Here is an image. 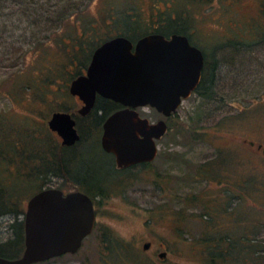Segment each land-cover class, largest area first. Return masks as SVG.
<instances>
[{"label":"rangeland","instance_id":"obj_1","mask_svg":"<svg viewBox=\"0 0 264 264\" xmlns=\"http://www.w3.org/2000/svg\"><path fill=\"white\" fill-rule=\"evenodd\" d=\"M160 1L0 0V156L5 160L0 161L1 247L13 245L17 221L24 220L34 194L42 188L75 185V179L47 171L49 161L58 160L54 154L63 151L48 121L65 104L74 111L80 107L71 103L72 80L109 34L128 29L137 13L148 18L151 6ZM186 1L178 0V13L198 28L193 35L207 52L209 66L215 67L208 73L214 97L193 93L167 118L170 129L158 140L159 153L151 168L120 171L101 149L103 119L90 118L95 125L84 131L74 149L78 156H71L69 167L73 174H83V165L95 170L107 164L102 165L108 173L107 192L97 199L101 203L96 227L77 253L37 264H208L204 251L190 244L201 239L207 227L202 214L212 221L209 212L217 211L208 201L218 192L229 193L212 181L224 177L221 169H203L217 149L233 157L230 177L239 181L249 175L236 190L246 186L251 193L231 199L233 205L238 203L240 218L254 224L258 218L264 220V158L244 141L264 144V0H249L248 6L246 0L237 6L232 0ZM251 15L255 27L248 20ZM140 113L152 122L165 117L148 106ZM39 164L43 173L36 175ZM17 166L24 167L23 174L33 168L34 174L21 190L15 189L20 199L10 206ZM259 231L264 239V228ZM148 241L153 246L145 250ZM161 251H167L165 258Z\"/></svg>","mask_w":264,"mask_h":264},{"label":"water","instance_id":"obj_2","mask_svg":"<svg viewBox=\"0 0 264 264\" xmlns=\"http://www.w3.org/2000/svg\"><path fill=\"white\" fill-rule=\"evenodd\" d=\"M124 36L102 43L94 52L86 74L76 77L70 92L86 103L85 111L97 95L124 106L104 122L101 144L116 155L120 167L152 161L159 153L158 140L167 133L172 117L201 83L205 57L191 46L187 36L172 40L160 35L141 38L136 51ZM154 107L165 117L157 122L140 116L138 108ZM69 113L55 112L49 121L63 137L75 144L80 135ZM96 224L91 197L83 192L64 195L56 188L43 189L28 201L25 214V248L21 256H0V264H35L65 254L77 253ZM150 242L144 245L147 250ZM160 256L165 258L166 253Z\"/></svg>","mask_w":264,"mask_h":264},{"label":"flooded vegetation","instance_id":"obj_3","mask_svg":"<svg viewBox=\"0 0 264 264\" xmlns=\"http://www.w3.org/2000/svg\"><path fill=\"white\" fill-rule=\"evenodd\" d=\"M242 1L243 0H232L231 4H234V6H237V4L241 3ZM160 2H162L163 6H160L161 5ZM160 2L158 4L156 3V4L151 6V9L148 11V18L145 17L146 18L145 19L142 16L143 14L137 13L135 15L136 16L135 20L133 19L134 22H132L129 26H127L128 29H125V30H123V29L121 30L119 28L115 29L111 34L108 35V38H106V40H104L102 43H104L110 39H113L115 37L124 36V37L130 38L132 40V42H133V48H132L133 50L132 51L135 52L136 51L135 48H136L138 41L141 38L149 36V35H160V36L162 35L168 40H172L174 35L187 36V38L189 40V44L191 46H194V47L196 46V47L200 48L202 50L203 56L205 57V62H204V66H203L204 69H203L202 78H201V83H202L203 76L207 72V70H209V68H212L214 70L215 67L209 66V57H208L207 52L205 51L202 44L197 40L196 36L193 35L195 30L198 28L197 27L194 28L193 26L186 24L184 22V20L181 19V16L178 13V11L180 9L178 7V3H179L178 0H161ZM186 2H188L190 4H204L205 0H187ZM246 4H247V6L249 5V0H246ZM251 17L253 18V16L251 15L250 17H248V20L251 21V25L253 27H255V23H254V21H252ZM127 23H129V22H127ZM232 23L233 22L231 21L230 24H232ZM131 26H133L134 28ZM209 41L213 42V39H211V40L209 39ZM215 41H217V39H215ZM101 44H99L94 50L91 51V53L89 55V62L87 64V66L83 67L84 69H82V72H80V74H78V76L87 73V69H88V67L92 61L93 54H94L95 50ZM78 76H76V77H78ZM69 91H70V87H69ZM70 97L72 98L71 103L74 100L77 103V105L80 104V107L77 108L76 111H74V109H73L74 107H71L72 105H66L65 104L63 107H61L59 110H57L55 112H64V113H69L71 115V117L76 122L75 127L78 130V133L80 135V139L73 145L64 144L63 143L64 139L61 136V134L57 130L52 129L49 125L50 120L48 121V125H49L51 132L57 137L58 141L62 145V149H63L62 153H63V156L65 157V159H68L69 157L71 158V156H73V157L76 155L78 156V154L76 153V151L74 149H75L76 145L78 144V142L83 139L84 131L87 132L93 128V125L90 121V118L103 117L106 112H109L108 108L111 106L109 102L103 100V99H109V98L103 97V96L98 94L94 104L92 105V107L88 111L84 112L85 106H86V103L84 102V100L79 95H73L72 94ZM116 103H118V102H116ZM118 104L120 105V107L117 108V105H115L116 109L112 113H114L115 111H117L121 108H124V106L122 104H120V103H118ZM141 108H145V107L141 106ZM141 108H138L139 113H140ZM82 110H84V111H82ZM55 112H53V114ZM53 114H52V116H53ZM111 114H109L105 118L104 122L106 121V119ZM140 116H143V115H141V113H140ZM172 117H169V118H172ZM157 121H154V122H157ZM167 121H168V119H167ZM104 122L102 123V134H103V130H104L103 129ZM168 126H169V123H168ZM169 128H170V126H169ZM168 131H169V129H168ZM101 137H102V135H101ZM244 141H246V143L248 145H250V148L258 149V155L264 158V144L262 142H259L256 139L255 140H248L246 138H244ZM101 149L106 155H108L110 157V161L112 164H113V161H115L116 166L118 167V169H120V171H126L127 172V171L133 169L134 167H138V166L143 167V168L144 167L151 168L155 162L154 161L155 159H154L152 161H143L141 163H135V164H131L128 166L120 167L117 163L115 153L107 152L105 149H103L102 144H101ZM211 158H212L211 160L203 162L205 164V165H203L204 166L203 169L206 168L205 166H207L208 169H211V167L221 169L224 177L223 178H214L213 177L212 181H216L215 183L222 184V186L224 185L225 186L224 190L227 192L229 191V193L227 196V194L224 193V191L221 192V194H220V192H218L212 198V200H213L212 202H210L211 200L210 201L206 200V201H208V203H210V207L212 206V207L217 209V211L216 210H214V211L217 214V217H219L220 222L221 221L225 222V220L227 219L225 217V215L222 214V212H224V211H227L228 214L232 215V218H230L229 220L234 221L236 219L234 216H236V214L237 215L239 214L238 213V203H235V205H233L231 201L234 199L233 197H235V196L237 198L238 197L243 198V196H245V198H246L248 196V194L251 193V191L249 192V190H247L248 188L246 186H245L246 188L244 187L242 189V191H240L241 189L236 190L237 189V183H241V182L244 183V181L246 182L248 180L249 175L248 174L246 175V173H245V175L243 177H241V178L239 177V179H240L239 181L235 180V178H236L235 174L234 175L232 174L233 176H235L234 178L230 177L231 173L233 171V169L231 167L233 165L232 164L233 163V160H232L233 157L230 156L229 151H223V150L221 151V150L217 149V151L215 152V155ZM75 160H77V159L75 158ZM68 164L70 165V162ZM230 164H232V165L230 166ZM102 165H104V167L106 168L107 164L105 163ZM102 165H100L95 170L91 169V167H89L88 165L87 166L83 165L82 167H80L82 169L81 171L83 172V174L77 173V172L75 174H73L72 169L69 166L68 167L65 166V169L63 171H61L62 169H61V167L59 168V165L58 166L56 165V167L53 166L55 168H52V169H55L57 171L62 172V175L63 174L65 175V179H68L70 177L72 179H75V181H73L75 185L69 189L61 188V187H48V188H42L41 190L49 189V188H56V189L62 190L64 195H67L71 192H83V193L87 194L93 200L94 208L96 211V224H97V210H98V205L101 203V201L97 200V199L105 197L106 192H107L105 184L107 183L106 178H107L108 173L106 170H104V167ZM100 170L103 171L102 176L99 175ZM200 172L202 173V171H200ZM68 181H71V180L68 179ZM204 198H205V196H204ZM14 212L19 213L16 210H14ZM213 212H209V213H213ZM205 217H207V216H205ZM20 221H24V225H25V218H24V220L20 219ZM96 224H95V227H96ZM95 227H94V229H95ZM94 229H93V231H94ZM93 231H92V233H93ZM88 237H86L84 239L83 244L85 243V241L87 240ZM148 242L151 243V246L149 248H147V250L151 249L153 246L152 241H148ZM163 252L167 254V251H161L160 254Z\"/></svg>","mask_w":264,"mask_h":264},{"label":"trees","instance_id":"obj_4","mask_svg":"<svg viewBox=\"0 0 264 264\" xmlns=\"http://www.w3.org/2000/svg\"><path fill=\"white\" fill-rule=\"evenodd\" d=\"M208 73L209 70L204 74L202 83L197 87L195 93L201 94L205 98H213L216 90L213 89V79H208ZM78 76V74L76 75ZM110 103V107L108 108L109 112H106L103 117V121L99 122L101 125L105 118L111 114L116 108L115 105H117V108L120 107V105L110 99H103ZM98 117H95L94 120H96ZM95 124H93L94 126ZM170 129V128H169ZM41 143V142H40ZM41 146V144H38ZM54 156H58V160L55 159V163H53L51 160L49 161V164H47L50 167H47V171H53L55 174L62 173L60 171H57L53 167V165H59V168L61 167V171L65 169V166H69L70 157L68 159H65L63 156V153L59 155L54 154ZM0 161L3 163L5 160L3 159V155L0 156ZM6 164V163H5ZM9 166H11L9 164ZM38 168V167H37ZM17 184L16 188L11 189V193H9L8 199L10 200L11 204L10 206L14 205L16 206V203H18L20 197H18V194L15 193V189L21 190L24 180L27 181V177H30L33 173L32 171H26L23 174L24 167L17 166ZM42 174L41 171V164H39L38 171L35 172L36 175ZM34 174V173H33ZM2 205V195H1V189H0V209ZM239 208V207H238ZM14 209V208H13ZM19 212V210H16ZM14 212V210H13ZM223 215L228 219H224L225 222L221 221L219 217H217V214L215 211L213 213H209L211 215L212 221H210L205 213L204 215V222H206V229L204 230V234L201 235V239H195L190 246L196 245L199 252H203L205 254L204 260L208 264H264V239L260 237L259 229L264 228V220L261 218H258L256 220V224H254L255 221H252L248 219L247 217L240 218V213L236 216H234L236 219L234 221L229 220L232 218V215L228 214L227 211L222 212ZM18 230L17 236L14 240L11 241V244L13 245L9 248L6 245L0 246V256L7 257V258H17L19 257L25 248V225L24 221H17ZM210 222H212V225H216L218 229L210 225ZM258 223V224H257ZM205 224V223H204ZM239 225L241 227H239ZM230 226V227H229ZM257 229V231H256ZM259 231V232H258ZM104 241H106L107 238L106 235L103 236ZM111 241V239L109 240ZM40 263V262H39ZM37 264V263H36Z\"/></svg>","mask_w":264,"mask_h":264}]
</instances>
